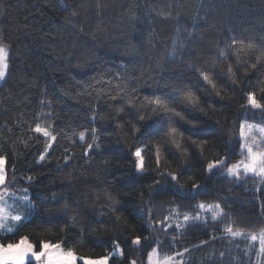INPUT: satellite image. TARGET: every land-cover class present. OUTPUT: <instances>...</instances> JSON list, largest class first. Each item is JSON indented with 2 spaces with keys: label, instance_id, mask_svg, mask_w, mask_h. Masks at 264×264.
Instances as JSON below:
<instances>
[{
  "label": "trees",
  "instance_id": "trees-1",
  "mask_svg": "<svg viewBox=\"0 0 264 264\" xmlns=\"http://www.w3.org/2000/svg\"><path fill=\"white\" fill-rule=\"evenodd\" d=\"M233 36L246 42L255 38L257 44L264 40V0H0V43L8 48L7 73L0 84V149L14 153L11 140L26 139L21 136L22 130L26 132L29 122L41 112L51 114L47 122L58 131L62 130L64 136L70 135L72 129H76L77 134L89 129L93 126L89 118L90 104L97 105L101 114L110 111L103 100L96 99L93 86L100 80H111L114 85L123 75L131 77L130 87L137 90L139 98L164 92L170 97L175 96L173 85L198 90L203 106L212 104L220 110L218 116L190 113L202 123L196 130L201 139L218 145L209 148L204 160L211 159L216 153L223 155L233 122L245 118V113L240 110L244 103L240 99V86L236 85L234 91L227 76V66L237 63L236 53H226V59L218 60L225 42L230 43L229 38ZM175 44L184 47L173 60ZM245 61L250 65L255 62V57L241 59L239 78L243 84L251 83L258 90V81L264 80V72L248 73L245 78ZM201 70L215 75L234 99L220 100L214 93H205L204 82L198 76ZM41 100H52V106L42 108ZM177 110L184 109L180 106ZM247 118L259 121L260 114L248 113ZM95 126H100L99 121ZM183 127L191 133L187 125ZM114 130L115 124L111 121L102 128L105 132ZM158 130L155 121L147 123V135ZM236 131L238 139V126ZM86 141L92 142L87 131ZM128 142L127 133L105 137L98 152L89 150L94 158L91 163L81 158L87 143H80L78 135L75 141L62 138L61 146L47 161L39 164L34 157L38 155L40 145L34 144L28 150L20 145L18 150L23 155L16 163L17 182L14 185L29 189L36 208L13 233L0 235V241L15 242L21 235H29L33 242L66 240L63 246L73 248L77 255L95 258L110 250L113 239L124 241L130 235H148L141 222L142 216L147 218V209H140L139 191L143 182L132 175ZM65 148H70V164L63 159ZM106 157H111L112 161L108 169H103L98 165ZM235 159L239 156H234L233 161ZM12 160H16L14 154ZM148 167H154V160L148 162ZM174 169L176 164H170L169 170ZM11 170L10 163L9 180H12ZM194 172L199 174L193 176ZM33 174L36 180L29 186L23 176ZM189 176H193L191 182L205 180L199 161L194 160L180 180L186 188L191 187ZM218 176L207 181L206 195L195 200L182 201L170 192L148 205L155 213L154 219H160L176 205H181L183 213L189 210L187 204L200 200L215 202L224 198L227 203L225 211L230 219L221 220L218 225L189 227L182 236L174 231L167 237L156 234L162 241L161 247L170 254L189 249L185 257L187 264H256L258 242H254V247L249 250L244 238L233 243L220 237L223 227L232 221H235L234 228L246 232L264 228V190H257L258 182L252 178L234 186ZM105 179L116 181L127 230L112 225L110 220L115 216L100 215L108 213L106 204L93 202L95 193L106 186L101 182ZM147 182L151 183V180ZM132 188L136 189V194L124 195ZM52 192L60 194L58 203L51 201ZM144 199H148L147 192ZM65 203L66 212L62 210ZM66 217L76 219L75 228L67 232L62 231ZM212 235L217 237L215 242L210 240ZM201 241L209 243L206 247H197ZM220 241L223 244L219 246ZM124 247L131 249L130 244ZM210 250L212 255L208 253ZM234 251L238 256L232 255ZM132 256L143 261L147 253H132L123 260L116 257L110 264H127ZM261 259L264 261V257Z\"/></svg>",
  "mask_w": 264,
  "mask_h": 264
},
{
  "label": "snow or ice",
  "instance_id": "snow-or-ice-1",
  "mask_svg": "<svg viewBox=\"0 0 264 264\" xmlns=\"http://www.w3.org/2000/svg\"><path fill=\"white\" fill-rule=\"evenodd\" d=\"M230 43L225 42L224 49L220 50L218 60L226 59V53L235 51L237 63L227 66V76L234 86H240V99L244 101L240 105V110L245 113L244 119H237L233 122L229 140L224 145L225 151L223 155L216 153L211 159L204 160L205 153L209 148H215L216 143H210L208 139H201L200 134L196 131L202 127L200 120L192 117L190 113L198 112L207 117L210 115H219L220 110L214 108L212 104L203 106L202 99L197 95L198 90H186L183 85H173L177 95L169 96V93L154 94L152 96H144L139 98L137 90L130 87L129 81L131 77L120 76V82L112 84L111 80L105 82L97 81V85L93 86L96 99L103 100L110 109L106 114H101L97 110V105L90 104L89 118L93 121V126L89 129L79 131L72 129L70 135L64 136L63 131H58L53 124L47 122L50 113H39L28 124L27 131L21 132V136L26 139L16 138L11 140V147L14 153L4 152L0 149V229L6 228V222H21L22 217L19 214L12 215L9 211L6 198L16 195L15 191H11L13 185L17 182L16 163L19 161L22 153L19 152V146L28 150L39 144L38 155L34 157L37 164L45 162L52 155L53 151L60 147L62 138L68 141H75L78 135L80 143H87V147L83 149L81 158L87 159L90 163L94 161L93 152L101 149L105 137L112 135H121L127 133L129 142L127 144L129 167L132 175L143 182V186L139 191L140 209H147L145 219L141 217V222L145 225V231L148 235L135 234L130 235L120 241L118 238L113 239L110 244V250H106V254L99 257L78 256L76 251L69 247H62L66 240L59 242H51L39 240L33 242L29 235H21L15 242H0V264H26L29 257L35 261V264H110L111 260L120 257L130 256L132 253H147L145 260H140L136 256L127 260V264H187L182 258L187 255L189 249L185 248L181 252H175L171 255H163L161 257L160 247L162 241L158 239L156 234L162 233L165 237L171 231L177 235H184L189 227H206L208 224L218 225L221 220L230 219L226 200L219 198L215 202H207L200 200L195 204H187L189 209L181 213V205L170 207L167 215H163L160 219H154L155 213L148 205L159 196L168 195L170 192L173 196L178 197L182 201L195 200L198 196L206 195L207 181L216 177L218 179H227L234 186H238L249 178L257 181V190H264V80H259L260 85L257 90L256 86L251 83L245 85L239 78L240 61L246 57L251 60L255 57V62L250 65L244 63L245 78L248 73L264 72V40L259 44L255 42V38L245 39L230 37ZM183 44H175L173 47L172 58L175 60L176 54L183 51ZM258 53V54H257ZM8 56V48L0 43V79L5 78V69L8 67L6 58ZM223 71V70H222ZM103 76V73H101ZM199 79L204 82L205 93H214L220 100L234 99L228 95L227 89L219 84L218 78L208 71L201 70L198 74ZM91 95V94H90ZM41 107H51L52 100H41ZM182 106L183 111L177 110ZM260 114L259 121L250 122L247 118L248 113L255 116ZM99 121L100 126H95V122ZM111 121L115 124V130L112 132L102 131L103 125ZM149 121H155L159 130L152 134H146V125ZM220 123L219 120L216 121ZM187 125L192 131L189 133L183 126ZM238 126V139H237ZM11 132L12 130L9 129ZM86 131L91 136L92 142L86 141ZM146 137V138H145ZM10 139V138H9ZM238 145V148L236 147ZM70 148L64 149L63 159L71 163L69 155ZM13 154L16 160H12ZM234 156L239 159L233 161ZM154 160V167L149 168L148 162ZM199 161L200 168L205 174V180L199 182H191L193 176L198 175L194 172L193 176H189L191 187L186 188L180 183L181 178L185 174V170L193 161ZM112 158L106 157L104 161L98 165L103 169H108ZM230 161H233L230 163ZM11 163L12 180L8 179V165ZM176 164V169L169 170L170 164ZM68 164L64 166L67 167ZM166 165H168L166 167ZM122 166V165H117ZM59 167V165H58ZM23 175V174H22ZM29 186L36 180V175L23 176ZM151 180V183L147 181ZM106 186L95 193L96 199L94 203L103 202L108 206V213H100L101 216H115L114 220H110L112 225L117 228H126L127 220L121 212L123 201L120 198L121 193L117 191L116 181L102 180ZM175 189L173 192L172 190ZM20 200L28 205V214H31L36 208L33 200L29 197V189L21 190ZM147 192L148 199H144ZM136 194V189L132 188L130 193L124 195ZM60 194L51 193V201L58 203ZM174 204L175 201H169ZM66 212L67 203L62 209ZM262 211H264V201H262ZM210 214V218H209ZM99 224L100 221L97 220ZM235 221L226 224L222 229L220 239H227L235 242L238 238H244L248 241V248L254 247V242H258L256 264H264V228H260L258 232H246L240 228H234ZM62 231H69L75 228V217H66ZM8 232L12 229L8 228ZM82 232L83 229L81 228ZM155 233V234H154ZM119 233H117L118 237ZM217 237L212 235L210 240L215 242ZM175 242V237H173ZM209 241H201L197 247H206ZM130 244L131 249L127 250L124 245ZM155 245V246H153ZM223 256V253H221Z\"/></svg>",
  "mask_w": 264,
  "mask_h": 264
},
{
  "label": "rangeland",
  "instance_id": "rangeland-1",
  "mask_svg": "<svg viewBox=\"0 0 264 264\" xmlns=\"http://www.w3.org/2000/svg\"><path fill=\"white\" fill-rule=\"evenodd\" d=\"M6 63H7V58H6ZM6 73H7V68L5 69V76H6ZM2 81H3V79H0V84H1ZM250 122H252V121H250ZM22 189H25V187H20V186H17V185L16 186L13 185L12 189H10V190L11 191H15L16 192V195L15 196H12V197L6 198L7 205L9 206L10 213L12 215H16V214L21 215L22 220H21V222H11V221H7L6 222V225H7L6 228L5 229H0V235H5V234L13 233L19 227V225L30 216V214H28V205L20 200V195L22 194V192H21ZM29 197H30V195H29ZM209 217H210V214H209ZM8 228H11L12 231L11 232H8L7 231ZM221 244H223V242L220 241L219 242V246ZM62 247H64L65 249H67V247H65L63 245H62ZM208 253L210 255L213 254L212 250H210ZM160 254H161V257L163 255H171L170 253H167L162 247H160ZM232 255L234 257L238 256L237 252H235V251L233 252ZM185 257L186 256H184L182 259L184 260ZM185 261H186V259H185ZM26 264H35V261L32 260L31 257H29V260L26 261ZM78 264H82V262L78 261Z\"/></svg>",
  "mask_w": 264,
  "mask_h": 264
}]
</instances>
